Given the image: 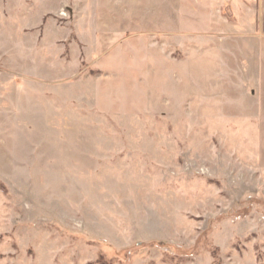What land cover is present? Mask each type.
I'll return each instance as SVG.
<instances>
[{
  "label": "rangeland",
  "instance_id": "obj_1",
  "mask_svg": "<svg viewBox=\"0 0 264 264\" xmlns=\"http://www.w3.org/2000/svg\"><path fill=\"white\" fill-rule=\"evenodd\" d=\"M264 0H0V264H264Z\"/></svg>",
  "mask_w": 264,
  "mask_h": 264
},
{
  "label": "crops",
  "instance_id": "obj_2",
  "mask_svg": "<svg viewBox=\"0 0 264 264\" xmlns=\"http://www.w3.org/2000/svg\"><path fill=\"white\" fill-rule=\"evenodd\" d=\"M259 70L264 72V66L260 67ZM260 89H261L260 94L262 95V97L258 109L259 112L258 114L260 119H264V79L263 81L260 82Z\"/></svg>",
  "mask_w": 264,
  "mask_h": 264
}]
</instances>
